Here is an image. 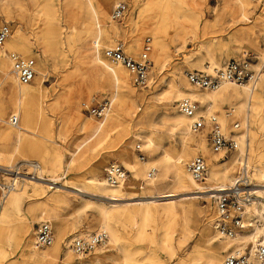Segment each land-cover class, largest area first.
I'll use <instances>...</instances> for the list:
<instances>
[{"label": "rangeland", "instance_id": "rangeland-1", "mask_svg": "<svg viewBox=\"0 0 264 264\" xmlns=\"http://www.w3.org/2000/svg\"><path fill=\"white\" fill-rule=\"evenodd\" d=\"M119 1H126L128 10L122 19L112 21V9ZM250 2L243 6L237 3L227 4L226 0H93L98 13H102L103 6L106 12L105 20L111 19L121 28L118 34L113 32L111 38L103 32L101 40L103 46L122 39L127 44V52L138 57L145 38L151 37L150 81L144 87L132 82L130 87L135 96L134 103L130 106V113L109 124L118 111L115 101L101 133L81 147L74 156L75 163L69 164L68 159L75 143L78 144L94 129L82 132L80 127L84 119L90 117L94 123H97L104 118L91 116L83 108L82 101L93 94L101 98H110L112 93L109 87L90 85L88 88L84 86L79 95L78 93L73 95L75 78L86 74V68L91 66L95 54V45L91 39L96 34L95 17L88 10L87 0H0V20L7 21L11 25V34L0 48V67L11 64L6 57L8 50L34 57L37 66L36 78L28 85L30 91L34 93L37 113L27 124H22L21 137L17 136L16 128L6 123L9 130H4L0 122V154L14 151L18 140L17 151H14L11 159L0 158V166L35 160L41 163L43 173L46 175L53 176L59 181V175L65 174L66 178L63 182L82 189L77 191L70 187H62V190H54L44 185L43 191L36 194L33 184L29 180L23 181L27 183L28 195L24 197L21 205V216L9 211L8 217L0 220V264H124L123 248L128 249L125 264H200V258L216 247H219L221 263L230 247L227 249L222 247L226 240L218 235L216 240L212 238L216 231L209 221L214 211L213 198L206 196L210 192L198 194L200 197H189V194L182 193L176 196L177 203L183 202L187 208L191 232L182 230V226L179 225L181 216H179L174 226L175 231L169 236L167 243L165 232L175 219L172 211L167 209L171 206L159 202L157 207L152 209L154 213L152 217L146 218L145 206L134 203L128 208L114 210L116 217L111 223L121 236L116 246L107 240V243L104 242L85 254L72 251L73 258L70 260L67 258L66 250L68 246L72 248L71 243L76 235L80 232H89L88 225L97 223L99 205H111L105 191L88 184V179L94 174L105 178V169L111 161L123 164L127 170L128 182L125 186L127 191L132 193L131 196L150 192L158 194V191L170 188L166 185L170 178L162 180L165 177L162 161L167 152L177 153L182 149V141L176 133L171 115L182 97L176 98L167 94L166 89L170 82L176 81L181 88L183 87L182 89L199 90L189 82L186 75L188 70L209 68L212 71L213 66L221 67L225 61L238 57L243 49L255 51L259 62L264 60V0H250ZM82 19L93 21L92 36H89L90 40L87 44L80 39ZM103 20L102 18V23ZM49 24L56 25L61 34L45 33ZM13 37H22L31 46L25 51L16 49L11 44ZM131 38L134 41L133 46L129 43ZM157 38L163 44L158 61L154 53ZM46 43L48 47L44 50ZM207 51L216 57L219 66L211 65ZM198 59L200 62H197ZM261 80H264V76ZM200 91L213 93L211 89L201 88ZM5 101L0 86V108ZM228 107L235 108L237 116L234 119L241 123L238 131L231 132L233 119L225 115ZM39 108L46 115L41 117ZM212 112L220 115L226 132L228 134L231 132L235 138L237 134L245 133L249 128L250 132L264 141V100L261 103L260 113L253 112L247 122L243 116L245 113H242L239 104L235 101L217 100ZM10 116H7V122ZM46 123L48 128H45ZM202 131L190 133V137L196 139V142L189 143L190 154L186 161H183L185 169H188L189 160L198 154L205 157L208 168L213 162L223 165L232 157H239L238 149L226 153L213 151L207 130ZM203 137L207 139L205 149L198 146ZM149 139L153 140L155 145H150L146 150L144 143ZM122 142L128 146L130 158L137 168L136 174L127 167L119 153V145ZM137 144H140L145 152V159H151L152 162L143 164L140 161ZM55 151L60 152L57 158L51 157ZM245 151L252 166L254 182L258 183L254 162L249 159L248 150ZM152 158L158 160L154 161ZM49 160L56 162L55 174L50 170ZM97 160H101L102 163H97ZM239 161L236 163L234 176ZM150 165L157 167L158 175H156L157 186L152 187V190L148 189L145 180ZM171 175L172 172H169V176ZM64 196L68 199L62 202ZM256 196L255 194L252 200L264 202L263 196ZM5 199L1 198L0 191V202ZM139 199L136 197L135 201ZM46 207L55 210L58 214L57 217L50 216L55 233L54 243L39 248L46 250L58 247L56 258L47 263L24 255L27 241L24 227L30 225V242L33 245L37 224L44 219L41 215ZM77 207H81L80 212L76 211ZM248 207L247 221L253 224L245 232H250L256 224L263 223L258 207L255 204H249ZM12 229L13 233L10 237ZM95 230L98 229L90 231ZM263 233L264 231L258 235L262 236ZM246 245L250 246L253 243L249 242Z\"/></svg>", "mask_w": 264, "mask_h": 264}, {"label": "bare ground", "instance_id": "bare-ground-1", "mask_svg": "<svg viewBox=\"0 0 264 264\" xmlns=\"http://www.w3.org/2000/svg\"><path fill=\"white\" fill-rule=\"evenodd\" d=\"M226 1L227 4L237 3L243 6L251 3L250 0H226ZM18 3H20V1ZM87 5H88V10H90V12L93 13L96 22V34L91 38L94 45L96 44V39L98 37L100 40H102L103 32H105L110 38L113 32L114 33L116 32L117 34L119 33L121 28L120 26L112 22L113 19L112 21L111 19L105 20L106 18H104V16L106 15V12L103 6H102V13L100 14L98 13L99 11L97 7L93 3V0H87ZM102 18L104 19L103 20L104 23L101 22ZM80 27H81L80 39L83 41V43L87 44L88 43L87 41L90 40L89 36H92L93 21L88 19H82L80 21ZM45 33H48L50 35L61 34L58 27L54 24H49L45 29ZM159 38H157L154 48L156 61L160 59L161 49L163 47L162 46L163 44L159 42L160 41ZM129 43L132 46L134 45V41L132 38L130 39ZM11 44L14 45L16 49L18 48L23 51H25L26 48H29L31 46L30 43L26 42L25 39H23L22 37H18V38L13 37ZM47 47L48 45L46 43V46H44V50H46ZM207 56L210 62L212 63L211 65L219 66L216 57L210 51H207ZM199 60L200 59H198L197 62H200ZM36 74H37V66H36ZM130 74H131L130 71H128L126 67L121 65H113L110 62H107L106 58L102 54L100 46L98 48H96L95 46V54L93 56V61L91 66H89L88 69L86 68V74L78 78H75L76 81L74 84L73 95H76L77 93L79 95L80 92L83 91L84 86L86 88L90 87V85L97 87L100 86L105 88L106 87L111 88L112 93H110L111 94L110 99L113 101L112 105L114 104L115 101H117V109H118L117 114H115V116L110 120L109 124H112L118 121L121 118V116L129 114L130 106L134 103L135 93L134 91H132L130 87L133 82L131 80L132 75L130 78ZM29 84L30 83L23 84L18 80L16 74L12 69L11 64L3 65L2 67H0V86L2 88L3 97H5L6 99V101L0 108V122L2 123L4 130L5 129L9 130L8 127L5 125L6 123H8L13 128H16L15 130L17 132L16 134L17 136L20 137L22 136V124L24 123L27 124V122H29V119L37 113V109L34 106V99H35L34 93L30 91L28 86ZM225 84H231L233 86L229 87L228 85ZM225 84H223L224 86L221 85L217 89H213L214 90L213 93H210L205 91L202 92L200 91L201 88L196 86L195 87L198 88L199 90L192 88L182 89L183 87L181 88L176 81H172L170 82L168 88L166 89V93L171 94L176 98L189 96L195 100H198L200 102V105L198 106L199 113L201 112L205 114H210L212 112L214 103L217 102V100H223V101L228 100V101L237 102L239 104L242 113H245V115L243 116L246 118L245 119L246 122L250 119V116L252 115L253 112L254 113L258 112V114L260 113L261 103L264 100V80H261L258 83V85L255 87L251 83H244V84L225 83ZM177 108H178L177 106L174 107L175 110L174 112L171 113V115L176 133H178L182 141V149L177 153L167 152L164 155L165 157L164 160L162 161V165L164 166V176H165L164 178H162V180L165 178L166 179L170 178L169 181L166 182L167 187H170L169 189L166 188L167 190L158 191V194H155L154 192L153 193L150 192L148 194H142L140 196H131L132 193H129L125 186L128 182L126 180L127 178L119 184H110L105 178L98 177L95 174L88 179V184L90 186H93L99 190H103L108 194L106 197L107 199H109V203H111V205L109 206H107L106 204L99 205L97 223L89 224L87 229V231H90L92 229H105L108 233L105 243H107L108 240L113 246H116L118 242L121 240V236L118 229L115 226H113L111 223V220L116 217V213L114 210L128 208L130 205L134 203H140L145 206L144 208L146 209L145 210L146 218L152 217V215L154 214L152 212V209L157 207L159 202H164L165 204H169V206H171L170 208L167 209L169 211L170 210L172 211L173 216H175V219L166 229L165 232L166 243L169 242L168 240L169 236L173 234V232L175 231L174 226L176 225L179 216H181L179 220V225L182 226V230L191 232L190 230L191 228L189 226V220L187 219V208L185 207L183 202H179V204L177 203L176 199L178 197L176 198V196L182 193L184 195L189 194L190 195L189 197H200V195L198 194L204 192H210L206 196L208 198L211 197L213 198L214 191L225 189L226 187L229 186L228 185L229 183L232 184L235 178L234 171L236 169V163L239 161L242 154L246 152L245 150H248L250 154L249 159H251L254 162L255 175L259 179V182L255 183L252 174V178H253L252 181L254 183L253 189L256 188L254 189V195L256 194L257 195L256 197H262V196L264 197V141H262L259 137H257L255 133L250 132L249 128L245 133L237 134L236 139L239 143V149H238L239 157L234 156L231 158L229 162H225L223 165H219L215 162H213L212 164L210 163L211 165L208 168V174L206 178L204 180H200L201 182H199L198 179H195L191 175L188 169H185L184 167L185 162H183L186 161V159L190 154V150L188 149V147H190L189 143L196 142V139L190 137V133L192 131L190 128V122L192 119L188 117L186 114L182 113L179 109L177 110ZM12 113H16L19 116V122L16 125L12 124L10 122V119L7 122V116L11 115ZM39 114H41V117L46 115L43 113L42 109L39 110ZM109 115L110 112L107 113L103 119L97 121V123H94L90 117L84 119L80 127L82 132H85L91 128L94 129L90 133V135L84 137V139L81 140L78 144L75 143V147L71 151L70 157L68 159L69 164L75 163L74 156L80 150L81 147H83L90 140H92L94 137L99 135V133H101ZM20 119H21V123H20ZM45 128H48V123L45 124ZM50 141L52 142L53 140L51 139ZM206 143H207V139L206 137H203L199 142L198 146H200L201 149H205ZM144 145L147 150V148L150 145L154 146L155 142L149 139L146 143H144ZM17 148H18V140L16 141L13 150L17 151ZM14 151H8L3 155L0 154V158L4 157L7 159H11L14 154ZM119 153L124 158V162L127 165V167L136 174L137 168L130 158V153L128 151V146L126 143L123 142L120 143ZM58 156H60V152H56V151L53 152L51 155V157L53 158H57ZM215 158L217 157L215 156ZM152 159L154 161L158 160V158H152ZM210 160L213 159L210 158ZM140 161L143 162V164H148L150 163V161L152 162L151 159L147 160V158L141 159ZM48 162L51 165L50 170L55 174V172L57 171L56 168H54L56 162H54V160H49ZM96 162L99 164L102 163L101 160H97ZM38 163L40 166L37 168L36 174L34 176H28V177L19 176L20 179L17 180V184L15 188L10 190L7 195H1L2 199L5 198L6 199L0 202V214L2 215L0 217L1 218L0 220H5V218L8 217L7 213L9 211H13L17 215L21 216V212H22L21 205L23 203L24 197L28 195V189L26 186L27 183L26 184L24 183L25 180H29V182L33 184V186L36 189L35 190L36 194L41 193L43 191L44 185H48L50 188H54V190H62V187H70L77 191H82L80 187H76L67 182H63L65 181L66 178L65 174L59 175L58 178L59 181L56 178H53V176L50 177L46 175L45 173H43V168L41 163L40 162ZM9 165H12V163H10ZM9 165H3V166L7 167ZM152 167H155L157 169L155 165H150L145 176V180H147V185L149 187L148 189L150 190H152L151 189L152 187L157 186L156 180L158 176L156 172L155 176L148 178L149 170ZM169 172H172L171 176H169ZM6 178L8 179L7 176ZM20 184H22V186H19ZM58 196L60 195H57V197ZM136 197L140 198L139 201H135ZM67 199L68 198L64 196L62 202L66 201ZM258 201H259V205H257ZM249 204L250 205L255 204V206L258 207L263 223L256 224L255 227L250 232H245L250 228L248 227L247 229L242 231L243 233L239 232L233 238L223 237L214 229L216 231V234L213 236L211 235L212 238L216 240L218 235L220 238L226 240L225 242L221 240V242H224L222 247H224L225 249H227L228 247L230 248L238 247L239 245H243V244L246 245L249 242H252L254 246L259 238L258 234L264 231V202L261 200H251ZM248 205L247 208H249ZM80 209L81 207H77L76 211L80 212ZM52 215L54 217L58 216L55 210L53 209L49 210L48 207H46V209L42 211L41 218H44L43 220H52L50 217ZM252 224L250 226H252ZM24 228H25L24 232L26 233L27 236V241L24 247L25 257L30 259H34V258H37L38 260L41 259L46 263L48 261L54 260L57 256L58 247H52L46 250H39V248H36L30 242V234H31L30 225H26ZM12 233H13V229L10 233V237H12ZM84 233L85 232H80V234L76 236L85 235L86 233L85 234ZM134 236H139V235H134ZM54 241H55V233L52 244L54 243ZM218 249L219 247H216L215 249L209 251L207 254L203 255L200 258L201 259L200 264H220ZM72 251H74V249L68 246L66 250V255L69 260L73 258ZM122 251H123L124 264H125L127 260L126 253L128 252V249L123 248Z\"/></svg>", "mask_w": 264, "mask_h": 264}, {"label": "built area", "instance_id": "built-area-1", "mask_svg": "<svg viewBox=\"0 0 264 264\" xmlns=\"http://www.w3.org/2000/svg\"><path fill=\"white\" fill-rule=\"evenodd\" d=\"M128 5L126 1H119L112 9L111 18L120 20L124 17ZM11 33V25L7 21L0 20V48H2ZM151 37L147 36L143 49L138 57L127 52V44L122 39L103 46L99 37L96 39V48L100 49L104 57L113 65L126 67L131 75L132 81L137 86H147L150 81L151 67ZM6 57L11 63L12 69L18 80L23 84L31 83L36 76V59L25 56L15 50L6 51ZM210 67V65H208ZM205 69H194L186 72L191 84L204 89H217L225 83L244 84L251 83L254 87L258 85L264 76V60L259 62L255 51L243 49L236 58L225 61L221 67ZM112 100L99 97L96 94L82 101V106L91 116L105 117L112 109ZM199 101L189 96L178 100V109L190 117V128L193 132L207 130L209 143L216 152H229L239 149V143L231 132L238 131L241 123L234 119L235 108L228 107L225 115L233 119V129L228 134L224 128L220 115L216 112L210 114L199 113ZM10 122L16 125L19 116L12 113ZM137 150L141 159L146 155L140 144ZM240 157L238 170L234 181L225 189L214 191V212L210 219L214 229L223 237L233 238L239 232L251 227V221H247V205L254 195V183L252 181V167L248 162L245 152ZM35 160H25L7 167L0 166V191L1 195H7L15 188L19 176H34L39 167ZM191 175L198 180H204L208 173V164L203 155H196L187 163ZM6 174V175H5ZM106 180L110 184H119L127 178V170L124 165L111 161L106 169ZM156 168L149 170L148 178L155 176ZM8 177V179L6 178ZM19 177V178H18ZM108 233L105 229L89 231L85 235L73 238L71 246L77 254H85L93 251L98 245L104 243ZM54 240V229L50 220H42L37 224L33 245L36 248H44L52 244ZM220 264H264V235L259 236L256 244L239 245L229 248Z\"/></svg>", "mask_w": 264, "mask_h": 264}, {"label": "crops", "instance_id": "crops-1", "mask_svg": "<svg viewBox=\"0 0 264 264\" xmlns=\"http://www.w3.org/2000/svg\"><path fill=\"white\" fill-rule=\"evenodd\" d=\"M225 85H231V84H225ZM223 86H224V85H223ZM213 91H214V90H213ZM211 113H212V112H211ZM236 116H237V114H236ZM236 116H235V117H236ZM231 119H232V118H231Z\"/></svg>", "mask_w": 264, "mask_h": 264}]
</instances>
